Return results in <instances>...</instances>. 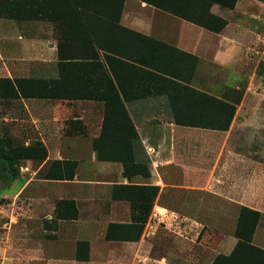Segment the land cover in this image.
Returning a JSON list of instances; mask_svg holds the SVG:
<instances>
[{"label": "crops", "instance_id": "0c3cea01", "mask_svg": "<svg viewBox=\"0 0 264 264\" xmlns=\"http://www.w3.org/2000/svg\"><path fill=\"white\" fill-rule=\"evenodd\" d=\"M210 13L227 21L221 32L143 0H123L117 23L83 13L95 46L86 44L87 51L102 64L83 69L66 59L80 44L60 47L52 23L0 17V78L53 81L61 94H95L103 76L114 75L137 132L130 139L133 162L148 171L145 176L130 170L128 178L121 162L97 159L93 141L102 130L104 101L64 95L13 100L35 135L23 144L41 143L47 157L35 161L32 172L27 168L31 176L22 175L18 188L35 202L25 211L27 221L35 220V237L9 241L1 264H212L229 256L238 241L235 217L216 220L227 233L204 255L197 252L200 222L187 215H235L242 209L259 214L251 244L264 250V0H237L232 9L215 3ZM155 73L235 105L229 128L156 121L166 99L155 94L165 84ZM115 143L104 141L102 148L122 145ZM54 161L76 162L73 178H45ZM147 199L150 216L142 222ZM58 201H73L76 218H57Z\"/></svg>", "mask_w": 264, "mask_h": 264}, {"label": "trees", "instance_id": "16d2710c", "mask_svg": "<svg viewBox=\"0 0 264 264\" xmlns=\"http://www.w3.org/2000/svg\"><path fill=\"white\" fill-rule=\"evenodd\" d=\"M143 1L206 30L219 33L225 28L227 21L211 14V6L216 3L222 8L232 9L237 0ZM122 8L123 0H0V17L19 21L32 20L52 23L57 32L55 36L60 47L64 43H68V41L80 44V47L77 49L78 53L66 59L75 60L73 64L78 67L77 69H83L85 64L99 65L100 67L102 64L98 59V54L95 56L87 51L86 44H88L89 48L93 49H95V46L82 19V14L99 15L111 23H117L119 22ZM104 59L110 67V57L104 55ZM154 76H156L157 81H164L166 84L162 86L161 83H158L160 88L166 89V94L173 110L172 119L175 124L218 130H227L229 128L235 114V105L219 100L206 93L196 91L189 86L158 73H155ZM103 78L105 81H102L101 86L98 84V87H95V94L86 93L83 90L74 94H61L56 91L53 81L34 78L11 81L10 79L0 78V101H13L18 98H54L62 97L61 95L68 98H95L104 101L105 112L102 130L99 137L93 141V149L96 152L97 159L100 161L121 162L124 174L128 178L132 173H130V170L148 176L145 166L134 164L133 162L130 139L137 138V132L119 96L117 85L114 83L115 77L113 75L110 78L106 74ZM157 92L161 91H156V94ZM184 95H186L185 98L187 97L191 100L186 105L192 108L191 112H202L201 115H196V121H193L192 118L184 119L178 115L176 105L179 103V100L182 101L181 98ZM193 97L197 98L198 101L195 102ZM193 102L201 107H194ZM116 126L122 127L123 130H115ZM109 140L113 141L114 145L116 144L115 141H117V143H121L123 146L120 145L119 148H102V143ZM13 141L15 140L9 138L0 139V191L10 188L17 177V170L11 161H42L47 157V151L41 143H33L29 146L20 144L18 148L12 149L13 147H9L13 144ZM75 169L76 162L54 161L49 166L45 178L71 180ZM55 210L57 218L74 219L77 216V209L73 201H58ZM62 210H68L69 213L67 215L62 214ZM243 214L254 215V218L258 219L257 213L242 209L237 222L238 226L235 230V236L239 239L238 242L229 256H217L212 264H264V250L251 244L255 221L253 219L249 221L251 225L249 230L240 231L238 228L243 219ZM142 227V223L137 226L139 229L138 236L141 233Z\"/></svg>", "mask_w": 264, "mask_h": 264}, {"label": "rangeland", "instance_id": "374dc122", "mask_svg": "<svg viewBox=\"0 0 264 264\" xmlns=\"http://www.w3.org/2000/svg\"><path fill=\"white\" fill-rule=\"evenodd\" d=\"M236 22L238 24L248 25V23H244L242 21L237 20ZM249 24L252 26V28H254L253 23H249ZM258 25L259 24L257 23L256 26ZM258 66L262 70L263 66L262 65H258ZM157 91H161V92H157V94L155 93L157 96L165 97L166 106L162 107L160 105V108L163 110L162 111L163 117H159L158 119H156V121H161V120L173 121L172 119L173 110L171 108L168 96L166 94V89L159 88L157 89ZM185 96L186 95H184L181 98L182 101L179 100V103L176 105L178 115L184 119L192 118L193 121H196L197 118L196 115L199 116L201 115L202 112H198V111L195 113L191 112L192 108L186 106L191 100L190 98L187 97L185 98ZM251 96L252 94H248L247 99H250ZM193 98L195 102L198 101L197 98L195 97ZM180 104L181 106H179ZM193 106L199 108L201 107L194 102H193ZM20 109L21 107L19 105V102L17 101H13V102L0 101V139L9 138L15 140L13 141V144H11L9 147V148L13 147L12 149L18 148V146L20 144H23V142L27 138H31V139L35 138L33 130L31 129V127H28L29 124H27V122L22 123V120L26 121L27 118L25 117V115H23ZM189 115L191 116L189 117ZM7 117H10L12 119V122L6 121L5 119ZM21 123L23 127H21ZM11 163H13L14 168L17 170V177L8 190L4 192H0V257H4V251L9 241L16 238L17 239L23 238L26 236H30L34 238L36 232L35 220L33 219L32 221H27L25 218L26 216L25 211L26 210L29 211V209L33 210L36 206L35 202L33 200L31 201L29 198H27L24 195L21 196L18 193L19 190L18 188L20 187L21 183L25 181L24 180L25 175H27V178L31 176V173L26 172L27 168L32 172L33 170L36 169L37 164L35 163V161H27V160H16V161H11ZM22 175L24 179L21 178ZM204 201L208 202L209 204L211 203L210 199H204ZM141 205L143 206L144 208L143 210L145 212L141 214L140 218L142 222L143 221L145 222L150 216L149 213H150L151 205H149L148 199L146 202H143ZM239 215L240 213L235 215H222V214L218 215V214L207 213L206 211L199 213L197 215L195 214L187 215L191 218H196L200 222V226H199L200 234L197 238V242L200 244L197 246V252L204 255L211 254V248L213 247V243L223 238L227 233L226 229H222V228L219 229V226L215 224L217 219H219L220 223L222 221L226 223L229 217H235L233 230L234 229L236 230L238 226L237 222ZM251 219L255 221L253 228L255 230V228L258 226L259 223V214H258V219L254 218V215L243 214V219L238 227L240 231H246L251 228V225L249 223Z\"/></svg>", "mask_w": 264, "mask_h": 264}]
</instances>
